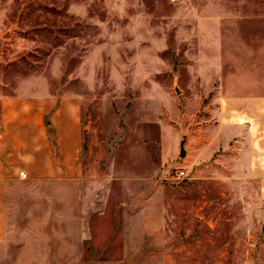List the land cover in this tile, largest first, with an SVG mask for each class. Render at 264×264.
<instances>
[{
	"label": "rangeland",
	"instance_id": "rangeland-1",
	"mask_svg": "<svg viewBox=\"0 0 264 264\" xmlns=\"http://www.w3.org/2000/svg\"><path fill=\"white\" fill-rule=\"evenodd\" d=\"M215 16L259 44L264 0H0V99L78 97L83 168L7 183L1 260L264 264L259 199L214 172Z\"/></svg>",
	"mask_w": 264,
	"mask_h": 264
},
{
	"label": "crops",
	"instance_id": "crops-1",
	"mask_svg": "<svg viewBox=\"0 0 264 264\" xmlns=\"http://www.w3.org/2000/svg\"><path fill=\"white\" fill-rule=\"evenodd\" d=\"M214 19V172L228 170L231 198L238 187L252 189L259 199L253 205H261L255 211L264 221V31L255 48L241 47V40L227 44L221 21ZM188 140L186 135V157L191 156ZM81 145L80 100L75 95L0 99V264H7L1 258L10 252L7 183L18 176L76 181L83 169Z\"/></svg>",
	"mask_w": 264,
	"mask_h": 264
},
{
	"label": "water",
	"instance_id": "water-1",
	"mask_svg": "<svg viewBox=\"0 0 264 264\" xmlns=\"http://www.w3.org/2000/svg\"><path fill=\"white\" fill-rule=\"evenodd\" d=\"M185 141H186V136L182 135V139L180 140V143H179V155L181 157L185 156V148H184Z\"/></svg>",
	"mask_w": 264,
	"mask_h": 264
},
{
	"label": "built area",
	"instance_id": "built-area-1",
	"mask_svg": "<svg viewBox=\"0 0 264 264\" xmlns=\"http://www.w3.org/2000/svg\"><path fill=\"white\" fill-rule=\"evenodd\" d=\"M20 174H22V172H20ZM175 177L176 178H184V177H186L185 169L183 167L178 168L176 170Z\"/></svg>",
	"mask_w": 264,
	"mask_h": 264
}]
</instances>
